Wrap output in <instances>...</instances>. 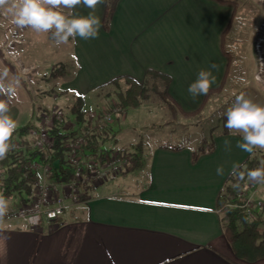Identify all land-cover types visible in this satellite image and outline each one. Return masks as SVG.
<instances>
[{
    "label": "crops",
    "instance_id": "1",
    "mask_svg": "<svg viewBox=\"0 0 264 264\" xmlns=\"http://www.w3.org/2000/svg\"><path fill=\"white\" fill-rule=\"evenodd\" d=\"M245 1L264 8V3L257 0ZM244 5L240 0L236 9L212 0H119L108 31L101 28L97 39L69 42L65 64L59 63L66 70L59 71L55 77L58 81L51 80L53 71L27 75L32 66L25 62L20 73L27 75L25 81L30 85L47 81L48 86L37 91L43 98V111L50 108L51 97L57 95L60 105L71 115L74 95L84 100L92 94L97 105L100 87L118 77L142 84L146 72L152 70L170 77L169 96L181 111L193 112L205 96L193 99L187 89L201 69L217 66L213 69L217 80L209 91L221 87L225 78L222 92L233 93L226 41L229 34L230 41L239 40L236 31L243 26ZM103 7L97 8L101 20ZM80 11L87 13L88 9ZM45 36L57 53L64 51L50 34ZM24 37L21 33L11 35L14 45ZM3 49L16 68L8 67L19 79L20 59L10 47ZM262 80L257 82L264 87ZM125 120L116 121L94 137L97 151H130L140 142L126 141L121 136L127 128ZM142 128L146 127L136 125L135 131L139 133ZM226 139L231 142V151L225 150ZM240 140L239 135H229L222 128L209 142L205 141L204 146L212 144L213 150L195 163L192 152L198 147L147 146L141 141L142 169L124 171L93 188L79 204H67L64 216L56 223H43L40 229L22 230L15 218L30 196L21 193L7 198L9 211L0 219V264H264V259L250 263L235 258L216 209L217 197L231 173L261 150L242 151L236 147ZM218 167L222 168L219 175Z\"/></svg>",
    "mask_w": 264,
    "mask_h": 264
},
{
    "label": "rangeland",
    "instance_id": "2",
    "mask_svg": "<svg viewBox=\"0 0 264 264\" xmlns=\"http://www.w3.org/2000/svg\"><path fill=\"white\" fill-rule=\"evenodd\" d=\"M244 2L245 7L241 11V14L244 15L243 26H239L236 31L239 40L230 41L231 35L229 34L226 41V48L231 54V73L229 78L234 77V79L231 78L230 82V84L234 83L233 93L230 94L228 93L229 90H226L217 94L204 107L202 114L191 120H183L179 116L177 118L170 115L158 98L154 94L149 93L147 95L148 99L141 102V112L139 111L140 109L126 112L125 124L127 128L122 133L120 131L121 136L126 141L139 139L147 146L158 144L201 147L206 142H209L214 134L222 130L221 122L224 113L231 106L237 95L243 93L259 103H264V87L261 82H257H263L262 79H264L263 60L259 59L260 56L262 59L264 57V43L258 45V47L260 46V54L257 53L256 49L258 39H264V8L259 5L246 3L245 0H240V4L243 5ZM257 2L264 3L258 0ZM17 33L24 34L25 37L21 43L14 45L11 35ZM3 46L10 47L12 53L20 59V63H18L19 69H17L19 79L13 75L10 67H8H15V64L11 61L8 52L3 49ZM69 46L70 43L62 45L61 48L64 51L57 53L55 51L57 48H54L53 43L48 40L45 34H37L28 28H17L12 22V16L5 9H0V75L6 72V81L19 80L17 97L10 105V115L18 122L17 128L27 123L35 125L38 114L43 111V98L39 97L40 95L37 94V91L48 86L47 81H36V83L30 85L25 81L26 76L35 72L39 73L42 70L46 71V73H51L60 65L59 63L65 64ZM23 62L27 66H32L27 69L26 76H22L20 73ZM54 79L56 78L53 77L51 80ZM58 80L59 78L56 79V81ZM120 89H125L123 83L120 85ZM97 91L99 92L97 94L100 96V98L98 97L100 102L95 105L91 97L93 96L92 94L85 96L83 111L95 110L98 105L108 106L110 103H117L115 96L117 90L113 87H103ZM61 108L67 122H75L77 124L75 117L69 115V112L65 111L64 107L61 106ZM136 125L146 128H142L138 133L135 131ZM121 175L122 173L119 176Z\"/></svg>",
    "mask_w": 264,
    "mask_h": 264
},
{
    "label": "built area",
    "instance_id": "3",
    "mask_svg": "<svg viewBox=\"0 0 264 264\" xmlns=\"http://www.w3.org/2000/svg\"><path fill=\"white\" fill-rule=\"evenodd\" d=\"M261 43H264L262 38L256 44L258 54ZM259 59L263 60L261 56ZM125 117L126 110L118 102H113L85 111L80 123H70L59 105L58 96L54 95L52 105L38 114L35 125L24 135L12 137L15 148L9 154L22 155L25 173L36 177L29 200L15 213L22 230L40 229L43 223H56L64 216L67 204H79L93 188L108 183L125 171L130 164L128 151L111 149L92 153L88 150L97 134ZM55 128L69 135L62 151L64 167L71 175L67 181L52 179L50 155L54 137L51 131ZM5 176L6 170L0 166V192H4L2 182ZM239 200V208L247 216L264 214V183L248 180L239 192Z\"/></svg>",
    "mask_w": 264,
    "mask_h": 264
},
{
    "label": "trees",
    "instance_id": "4",
    "mask_svg": "<svg viewBox=\"0 0 264 264\" xmlns=\"http://www.w3.org/2000/svg\"><path fill=\"white\" fill-rule=\"evenodd\" d=\"M118 1L119 0H107L104 4L102 16V28L104 31H108L110 28L111 18ZM212 1L223 6H232L233 9H236L237 5V0ZM60 70L65 71L66 66L59 65L58 68L51 73V77H57L60 74ZM120 82L124 84V90L120 89ZM170 82L171 79L169 76L148 70L142 84L137 83L131 78L118 77L100 87V90L103 87H113L117 90V93L115 94L117 102L119 106L125 110L138 107L142 101L148 99L147 95L152 93L163 104L170 115L174 117L180 115L184 119L199 117L209 98L212 95L222 92V85L217 90L209 91L200 108L193 112L186 113L181 111L169 96L167 90ZM73 98L74 102L71 106L70 112L71 115L75 117V121L80 123L85 114V111L82 110L84 101L77 95H74ZM225 122L226 117L224 116L222 118L223 132H227V129L224 127ZM33 126L32 123H27L26 125L17 128L13 137L24 135ZM51 134L54 137V148L50 155V164L53 166L54 162H59L58 170L53 168L52 179L54 181H67L71 175L70 171L64 167L62 151L63 143L69 135L61 133L57 128L53 129ZM142 146V142L140 141L130 147V151H128L130 154V164L125 169V173H131L142 169L144 165ZM96 148V142L93 139L88 150L92 153H96ZM213 148L214 146L212 144L198 147L197 150L192 152V162L195 163L200 156L211 152ZM262 163H264V150L256 151L231 173L216 201V209L221 215L223 234L233 252V255L238 260L250 263L264 259V214H257L253 217L247 216L244 211L239 208V205L241 204V201L239 200V192L245 187L249 180L247 172L255 169ZM24 165L25 160L22 155L8 154L6 159L0 160V166L4 167L6 170V176L2 182L4 190L3 194L6 198H11L21 193L30 196L31 185L36 180V177L35 175L26 174Z\"/></svg>",
    "mask_w": 264,
    "mask_h": 264
},
{
    "label": "clouds",
    "instance_id": "5",
    "mask_svg": "<svg viewBox=\"0 0 264 264\" xmlns=\"http://www.w3.org/2000/svg\"><path fill=\"white\" fill-rule=\"evenodd\" d=\"M107 0H0V9L12 16V22L17 28H28L37 34H50L57 46L69 42L76 44L77 38L83 40L97 39L103 27L97 8ZM80 9H88L87 13ZM216 65L201 69L197 78L187 91L195 99L206 96L216 83L213 74ZM6 72L0 75V160L6 159L14 150L12 142L18 122L10 115V105L17 97L19 80H5ZM224 127L228 134L239 135L236 147L247 153L257 149L264 150V103H259L246 94L235 97L231 106L224 113ZM226 151H231V142L224 141ZM222 168H217L219 175ZM248 179L264 183V163L247 172ZM9 200L0 192V219L9 211Z\"/></svg>",
    "mask_w": 264,
    "mask_h": 264
},
{
    "label": "water",
    "instance_id": "6",
    "mask_svg": "<svg viewBox=\"0 0 264 264\" xmlns=\"http://www.w3.org/2000/svg\"><path fill=\"white\" fill-rule=\"evenodd\" d=\"M53 168H54L55 170H58V168H59V162H58V161L54 162V164H53Z\"/></svg>",
    "mask_w": 264,
    "mask_h": 264
}]
</instances>
